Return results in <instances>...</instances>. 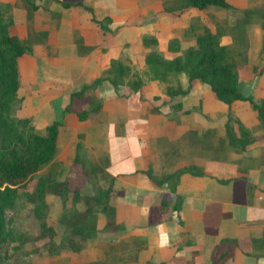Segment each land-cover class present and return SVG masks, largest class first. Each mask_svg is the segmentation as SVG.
I'll return each mask as SVG.
<instances>
[{
  "label": "crops",
  "instance_id": "1",
  "mask_svg": "<svg viewBox=\"0 0 264 264\" xmlns=\"http://www.w3.org/2000/svg\"><path fill=\"white\" fill-rule=\"evenodd\" d=\"M31 1L35 9L26 0H0L12 6L9 33L32 48L18 58L22 102L16 115L30 118L42 132L61 121L57 149L65 140V156L70 154L71 160L78 143L88 154L102 153L112 180L109 211L98 212L95 236L78 253H84L83 259L69 252L70 264H264V134L258 136L263 146L252 153L257 158L253 164L243 165L229 153L215 157L209 124L215 113L199 93L200 84L211 91L206 83L194 79L186 95L170 96L156 80H147L139 93L102 81L83 97L71 95L102 77L111 59L120 55L140 74L151 49L166 58L178 55L183 47L170 50L169 41L180 38L192 16L252 10L254 19V5L264 0H226L230 10H166L174 0H60L71 3L69 7L55 0ZM105 18L110 21H104L103 30L95 20ZM97 102L100 107L80 120L77 113L90 111ZM199 104L201 108L193 107ZM190 108L186 119L183 112ZM237 115L248 129L261 126L252 107ZM182 139L189 153L182 151ZM170 140L178 154L189 155L170 161L174 166L165 165L172 154L168 149L174 147ZM108 245L112 249L105 251ZM56 258L47 257L45 264H58Z\"/></svg>",
  "mask_w": 264,
  "mask_h": 264
},
{
  "label": "trees",
  "instance_id": "2",
  "mask_svg": "<svg viewBox=\"0 0 264 264\" xmlns=\"http://www.w3.org/2000/svg\"><path fill=\"white\" fill-rule=\"evenodd\" d=\"M26 1L32 9L36 8L31 0ZM55 1L63 7L71 6V3ZM188 6L200 10L209 6L226 10L233 8L226 0H174L171 7L165 5V9H182ZM11 8L12 6L9 4L0 3V264H18L17 261L13 260L16 253L27 242L42 238L48 239L44 245L48 256L56 255L64 248H70L73 252H80L83 241L96 233L95 213L106 214L109 211L110 196L109 189L98 188L95 201L100 205V208L94 212L86 209L82 212L74 211L69 214L65 218L66 230L61 235V242L56 243L55 237L58 234L52 228L50 229L45 220L47 206L44 196L47 190L65 191L67 185L65 181L53 182L45 176H39L33 193L32 210L38 221L40 233L31 238L26 232L14 229L13 211L18 198L23 193L21 190L25 188L27 182L34 178L44 164L53 160L57 149L58 129L62 123L61 121H54L45 128L44 135H38L30 118H20L16 115L22 102L18 96L20 86L18 58L23 54L31 53L32 48L26 40H21L9 33L8 28L13 22ZM87 9L90 10V8ZM248 12L247 10L243 11V15ZM95 21L100 24L103 30H106L104 21L108 22L110 19ZM209 25L208 20L200 15L192 16L189 26L183 31V35L194 37L195 42L181 49L178 55L169 59L156 49H151L145 56L142 74L134 68L130 59L120 55L111 59L102 77L94 79L90 84L83 85L71 95L83 97L86 91L92 90L102 81H109L114 87L128 85L133 92L139 93L147 80L165 83L167 95H186L189 87L183 89L178 80V77L184 74L188 78V83L194 79L206 83L214 97L228 104L229 109L230 104L234 101L247 102L256 111L260 123L264 125V97L256 102L252 95H246L242 92L236 67L228 61L226 47L221 41L224 33L219 27L213 28L214 30L210 29ZM151 42L154 46L157 44L153 37H151ZM179 44V39L172 38L168 48L180 50ZM89 98L94 100L91 95ZM98 107H100V102L94 103L90 111H80L77 115L80 120H84L89 112L97 110ZM13 139L26 143L31 149L30 154L21 155L16 147L11 144ZM81 148V144L78 143L77 150ZM148 174L151 177V174ZM156 183L160 184L162 181H156ZM105 228H110L109 222ZM76 236H80V238L75 239ZM36 263L37 261L32 259L27 264ZM145 264L153 263L147 262Z\"/></svg>",
  "mask_w": 264,
  "mask_h": 264
},
{
  "label": "rangeland",
  "instance_id": "3",
  "mask_svg": "<svg viewBox=\"0 0 264 264\" xmlns=\"http://www.w3.org/2000/svg\"><path fill=\"white\" fill-rule=\"evenodd\" d=\"M0 3L3 4L2 2ZM254 7H256L257 10L254 19H252V15H254V12H251L252 10H247L249 12L244 15L243 11L238 13L237 11L231 10L220 13L209 10L200 16L207 19L208 22L211 21L212 23L213 21L215 27H219L222 29L223 33H226L221 38V41L226 47L228 61L236 67L238 78L241 80V90L244 94L254 91L255 94L252 96L256 102H259L260 99L264 97V3L256 4ZM217 17H222L219 18L222 20L217 21ZM230 17L231 22L233 21L232 24H229ZM248 26L250 28H247ZM213 28L210 29L214 30ZM219 28H217V30H219ZM177 39L180 41L178 46H182L183 49L195 42L194 37L183 34ZM143 70L141 71L142 73ZM187 79V76L184 74L178 77L183 89H187L191 86ZM165 85V83H161L162 93L164 94H166ZM199 93L203 95L205 106L215 113L214 119L209 123L212 124L213 128L211 129H213L214 132V145L212 150L214 156L223 157L229 153L231 157L237 159L243 165H250L257 162V158H253L252 153L258 151V149L263 146L262 140L264 137L259 138L258 136L264 134V125L261 123V126L257 125L256 127L253 126V129H248L243 125L237 115V113L241 111L250 112L251 107L249 104L244 102L231 103V116H229V119L226 118L224 124H222L223 116L226 117L229 105L215 98L212 92H208V88L203 84L199 85ZM193 107L201 108V104ZM183 113L187 116L186 119H189L188 115L191 113V108ZM36 133L38 135H44L45 131L36 130ZM239 138L242 139L241 141L248 144L244 146L242 143L237 142ZM169 143L173 144L174 147L168 149L172 151V154L170 157L165 158L167 161V164H165L166 166H174L175 164L170 162L173 161V159L179 160V157L185 158L189 156L185 154L190 152V148L185 147V142L182 143V151L185 152L182 154H178V151L173 150L176 148L174 140H170ZM11 144L16 147L21 155L26 156L31 152V149H29L26 143H21L13 139ZM65 144V140H63V146L56 149L53 160L44 164L34 178L27 182L25 188L21 190L23 193L18 198L14 208V229L26 232L31 238L36 237L40 233L38 221L32 210L34 203L33 193L39 176H45L53 182L65 181L67 185L65 191L47 190L44 196L47 206L45 220L50 229L52 228L53 231L58 234V236L55 237L56 243L61 242V235H63L66 230L65 218L74 211L82 212L89 209L94 212L98 210L100 205L95 201L98 188L102 190L110 189L112 180L105 172L106 157L102 153L96 155L88 154L84 148H81L76 151L77 154H75L74 159L71 160L70 154L68 156L67 153V157L65 156L67 151ZM64 157L69 161L64 162ZM180 171L185 172L186 168L180 169ZM9 214L11 213L9 212ZM95 214L97 221L98 212ZM94 236L95 235L91 238H94ZM79 238L80 236L75 237V239ZM88 239L89 238L83 241L81 252H84V247ZM47 242V238L27 242L21 250L16 253L13 260L17 261L18 264H27L34 259L37 261L36 264H45L47 257L53 258L54 256H58V258H56L59 261L58 264H70L73 260H70L71 255L68 253L71 252L75 255L80 253L73 252L70 248H64L60 250L58 254L48 256L44 246ZM104 249L105 251H109L112 247L108 245L104 247ZM83 255L84 253L81 255L78 254L79 259H81ZM51 264L54 263L51 262ZM90 264L97 263L92 262Z\"/></svg>",
  "mask_w": 264,
  "mask_h": 264
}]
</instances>
